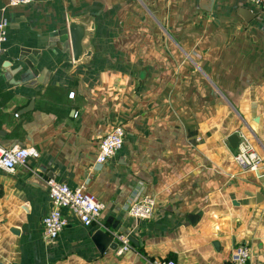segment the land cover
<instances>
[{
  "label": "crops",
  "instance_id": "obj_1",
  "mask_svg": "<svg viewBox=\"0 0 264 264\" xmlns=\"http://www.w3.org/2000/svg\"><path fill=\"white\" fill-rule=\"evenodd\" d=\"M8 3L0 144L40 158L0 170V264H230L243 244L248 264H264V173L242 170L229 142L245 132L264 157V11L249 0ZM243 10L256 16L247 22ZM70 22L95 23L84 41L92 56L78 63L70 41L51 36ZM117 125L125 146L100 167ZM49 179L86 186L104 207L99 222L85 227L64 210L68 226L48 244ZM138 192L157 200L150 220L125 210ZM106 227L139 245L100 253L92 236Z\"/></svg>",
  "mask_w": 264,
  "mask_h": 264
},
{
  "label": "built area",
  "instance_id": "obj_2",
  "mask_svg": "<svg viewBox=\"0 0 264 264\" xmlns=\"http://www.w3.org/2000/svg\"><path fill=\"white\" fill-rule=\"evenodd\" d=\"M39 0H9L11 8L24 7L35 4ZM251 11H264V0H249ZM9 21L3 19L0 22V56L3 46L8 39ZM72 98L74 94L70 95ZM239 144L234 156L235 163L242 169L264 173V157H262L253 141L245 132H239ZM126 130L123 125L115 126L105 135L99 145V153L96 158L98 166L103 167L110 159L115 157L125 146ZM40 152L35 147L13 146L5 147L0 144V170L14 174L19 166L26 167L30 159H39ZM48 186V195L52 208L42 219L44 240L48 244L55 242L68 226V220L63 214L67 210L85 227H91L99 222L103 205L87 190L86 186L72 188L66 183H60L53 179L45 181ZM157 209V200L148 195L135 193L125 204V210L135 221H147L154 217ZM108 233L118 244L115 253L121 256L133 249L129 236L113 231L106 227ZM251 258V249L248 245H238L231 255L230 264H248ZM152 264H177L173 260L155 261Z\"/></svg>",
  "mask_w": 264,
  "mask_h": 264
},
{
  "label": "water",
  "instance_id": "obj_3",
  "mask_svg": "<svg viewBox=\"0 0 264 264\" xmlns=\"http://www.w3.org/2000/svg\"><path fill=\"white\" fill-rule=\"evenodd\" d=\"M211 1L214 2V0ZM241 15L246 19L247 22H250L256 16L249 10H243ZM84 26L85 25H81L77 22H70L66 29L55 32L51 35L52 37L59 38L58 41H60L61 43L70 41L73 60L77 63L85 60L86 58H89L93 53V48L91 47V45L87 42L85 44L84 41L87 36L90 38L93 35V32L95 30V23L90 24V26H88L86 29ZM239 141L240 139L238 134H233L229 137V142L234 149H237ZM42 186L44 189H48V186L44 181ZM129 238L133 244L139 245L138 241H136L133 237ZM92 240L102 254L105 253L108 249L115 251L118 248V244L113 240V238L108 233L103 232L102 230L97 231L92 236Z\"/></svg>",
  "mask_w": 264,
  "mask_h": 264
},
{
  "label": "trees",
  "instance_id": "obj_4",
  "mask_svg": "<svg viewBox=\"0 0 264 264\" xmlns=\"http://www.w3.org/2000/svg\"><path fill=\"white\" fill-rule=\"evenodd\" d=\"M132 245H134V244L132 243Z\"/></svg>",
  "mask_w": 264,
  "mask_h": 264
}]
</instances>
